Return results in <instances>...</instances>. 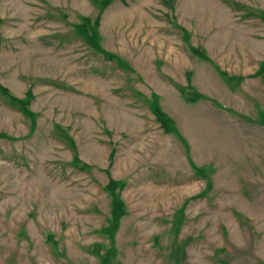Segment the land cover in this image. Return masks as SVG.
Returning <instances> with one entry per match:
<instances>
[{
    "label": "rangeland",
    "instance_id": "1",
    "mask_svg": "<svg viewBox=\"0 0 264 264\" xmlns=\"http://www.w3.org/2000/svg\"><path fill=\"white\" fill-rule=\"evenodd\" d=\"M0 264H264V0H0Z\"/></svg>",
    "mask_w": 264,
    "mask_h": 264
},
{
    "label": "trees",
    "instance_id": "2",
    "mask_svg": "<svg viewBox=\"0 0 264 264\" xmlns=\"http://www.w3.org/2000/svg\"><path fill=\"white\" fill-rule=\"evenodd\" d=\"M158 116H159V119H160V121H162V123L164 124V125H166L167 126V128H168V126H169V124H168V117L164 114V113H162V112H159L158 113Z\"/></svg>",
    "mask_w": 264,
    "mask_h": 264
}]
</instances>
